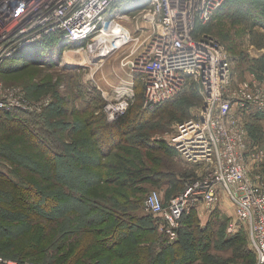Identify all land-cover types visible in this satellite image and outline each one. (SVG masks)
Instances as JSON below:
<instances>
[{
	"label": "rangeland",
	"instance_id": "obj_1",
	"mask_svg": "<svg viewBox=\"0 0 264 264\" xmlns=\"http://www.w3.org/2000/svg\"><path fill=\"white\" fill-rule=\"evenodd\" d=\"M248 1L252 3V0ZM254 6H259L264 10L262 5L256 4ZM228 9L227 7H222L220 12H216L215 18H212L207 24L200 25L198 23L197 32L213 36L225 48L232 64L234 82L236 84L248 80L252 88L264 89V28L258 26V29H253L251 26L252 19L246 14L233 18H229L227 15V17L217 19L218 15L223 16L228 12ZM33 50L34 46H31L26 53H30ZM126 61L127 51L125 49L107 58L96 59L90 57V59L85 60L84 67L75 65L81 62L80 59L76 58L71 63L69 61L62 64V57L60 56L57 69L48 67L41 70L30 66L21 68L19 71L10 74V76L2 77L0 75L1 91L9 89L18 98L23 93L22 96L29 101L25 110L6 109L1 112L3 123H0V184H5V181L9 180L20 184L27 183L29 186L32 185L33 189H35L34 186L37 183H42L41 186L44 184L46 187V185L49 186L52 183V174L49 173L51 172V167L57 166L61 170L59 172L61 181L64 179L66 183L72 182V186L76 189L83 186L88 180L84 178L85 176H82L85 174L81 175L80 171L68 176L67 173L71 166L76 165L82 168L85 165L90 166L91 163L97 160L98 162H105L111 157L106 152L108 150L111 155L114 152H119L123 155L126 153L131 159L137 160V162V155L145 157V153L149 154L144 149L137 148V150L127 147V141L130 142L129 139H132V134H129L128 137L126 135L114 143V140L118 139L119 136L109 130L103 131V133L98 131L100 140L103 139L111 147L106 151L103 149L104 157L101 155V151L97 153L91 152L85 136L86 134L92 135L94 129L97 128L95 125H100V120L94 115H101L105 99L107 98L113 99L118 95H129V106L126 110L127 114L125 113L127 120L134 122V125L138 128L133 133H140L148 144H153V140L157 137L170 136L172 129L177 124L199 117L202 107V96L198 86L194 83L186 86L173 99L163 102L152 109L144 108L140 76L130 71ZM35 85H37L36 89ZM119 92L121 93L117 95ZM0 98H3L2 93H0ZM41 100H47V106L42 105L43 102L39 106L37 103ZM5 111L14 112L11 118L13 119L15 116L13 125L8 123L9 121L5 122ZM250 111H253L263 119L249 115ZM25 115L29 117H25ZM31 116L35 119L34 124L31 120H28L32 119ZM241 118L244 122H247V137L254 141L248 140L251 143V147H257L261 151V156L258 158L261 166L250 168V175L254 179L257 178L263 181L264 113L252 108L248 110L247 114L242 112ZM25 120L29 121L30 124L25 122ZM38 121L40 125H36ZM55 122L58 125L60 124V126L54 124ZM59 128L60 133H58ZM41 131L49 138L47 141L41 137ZM90 131L91 133H89ZM52 136L61 141L58 143L54 141V144H52ZM40 139H43V142ZM43 145L51 147L53 151L56 150L57 154L53 155L52 151H49ZM100 148L98 147L97 149ZM177 165L176 168L181 172L183 166ZM258 165L255 163V165L251 166ZM183 170L188 171V169ZM198 170V173L202 174L203 170ZM191 173L192 171H190ZM162 187L163 185L145 184L140 188L139 184L117 192L116 189H112L113 186L112 188L110 186H102V191L93 193L90 200L106 201V205L99 204L105 212L97 208V213H95L94 209H91L87 213V216L91 215L89 221L86 220V217L81 216L83 213L81 210L83 209L82 204L79 205L77 203L74 212L72 211L74 202L59 201L60 205L66 204V207H59V214H57V209L56 214L53 215L57 219L54 225L51 224V228H44L42 222L36 218L34 222H29L28 229L25 230L27 221L23 220V224H19L16 222L15 216L6 215L4 210L2 211L4 218L0 217V221H5V224L8 223L7 225L13 226L15 229L19 227V229H22L21 233L23 235L31 229L29 226H34L38 229L29 232L33 237L28 246L23 247L22 257L14 253L17 250V245H10L4 248L6 251L0 252V259L4 261L23 259L25 262L35 264H101L100 261L109 258V264H117V262L120 264L121 258L117 256L120 259H116L115 252L122 249V247L126 251L131 249L134 246L132 239L137 234L132 235L128 244L121 243V245L120 243L117 244L116 236L125 234L126 240L130 237V229L128 227H131L132 233L136 230L135 233L139 231L138 240H142V244L144 243L146 229L154 233L150 237L148 245L150 246L152 257H161V264H256L255 256L249 246L245 225L242 224L241 226L239 223H235V230L231 233L227 232L228 223L233 221V217L229 219L232 212L229 210L231 206H228L229 203L226 201L218 202L211 207H206L199 201L189 205L185 213L195 212L197 219L190 221V223L193 225L192 227L198 226L201 229L202 233L195 235L202 239L200 243L204 246L207 245L199 252L187 249L180 259L175 260L168 245H171L176 240L169 237L165 220L160 216L150 215L143 209L142 200L151 191L160 192L164 203H166L171 194L161 191ZM92 188H94V192L97 190L94 185ZM29 189L30 187L27 190V197L34 200L33 204H30L29 214L35 208L37 213L42 210V212L45 211L47 214L49 212L53 214L55 212H53V207L60 206L54 205L56 201H52V199L43 201L39 198L37 200L34 195L35 190ZM47 192V190L44 191L45 194ZM8 193L10 194V191ZM87 200L90 201L88 198ZM133 216L138 220L137 222L134 218H131ZM112 218H116V221L118 219L119 223L121 222L120 228H117L118 230L114 237L103 232H98L95 235L94 231H97L98 228L112 224ZM12 220L14 222H11ZM178 227H181V225ZM15 229H9L8 232H13ZM178 229L180 231V228ZM183 229L184 231H181V234L185 235L186 238H190V232L186 228ZM210 232L211 238L206 243L204 235H208ZM18 237L16 236L15 240ZM99 239L104 241V250L98 242ZM3 240L9 241V243L14 241L8 236L3 237ZM224 241H229L230 244L225 246L223 245ZM140 247L147 249L145 244L140 245ZM163 247L167 249L161 251ZM247 250L253 256L245 253ZM119 252L123 253L122 250H119ZM23 255H28V257H23ZM0 264L5 263L0 262Z\"/></svg>",
	"mask_w": 264,
	"mask_h": 264
},
{
	"label": "built area",
	"instance_id": "obj_2",
	"mask_svg": "<svg viewBox=\"0 0 264 264\" xmlns=\"http://www.w3.org/2000/svg\"><path fill=\"white\" fill-rule=\"evenodd\" d=\"M226 1L0 0V70L6 61L33 54L37 44L58 36L62 64L76 58L81 62L75 65L84 67L90 57L107 58L125 49L126 64L140 76L146 109L173 99L190 83L197 85L202 96L199 117L177 124L170 136L155 141L165 142L179 159L203 172L167 203L160 192H149L143 209L162 217L169 237L176 240L189 205L199 201L215 206L223 195L234 209L227 232L235 230V223L244 224L256 264H264V180L250 175V168L261 166V151L251 147L241 118L252 108L264 113V89L252 88L248 80L236 84L225 48L196 29L198 23H209ZM31 46L34 50L26 53ZM1 90L0 85V112L27 109L23 93L18 98L9 89ZM128 97L105 99L107 123L126 113ZM46 101L37 104L47 106ZM255 163L259 165L251 166Z\"/></svg>",
	"mask_w": 264,
	"mask_h": 264
},
{
	"label": "trees",
	"instance_id": "obj_3",
	"mask_svg": "<svg viewBox=\"0 0 264 264\" xmlns=\"http://www.w3.org/2000/svg\"><path fill=\"white\" fill-rule=\"evenodd\" d=\"M256 4L262 5V7H264V0H252V3H250L248 0H227L225 4L221 6V8L222 7L229 8L228 12L225 13L223 16L218 15L217 19L227 17V15L229 16V18H233L246 14L249 15L252 19L251 26L253 27V29H258V26L264 28V10H262L261 7L259 6H254ZM220 9L218 10L219 12ZM248 11L250 12L248 13ZM215 16L216 15L213 16V19L215 18ZM259 30L262 31V29L260 28ZM58 40H59L58 36H53L50 39H46L45 41L37 44L36 50L33 54H30L28 56L17 57L15 59L6 61V64L0 70V75L2 77L10 76V74L19 71L21 68L30 67V66L36 67L37 69H41V70L47 69L48 67H53L54 69H57L58 58L60 60L59 48L57 46ZM36 87L37 85H35V89ZM1 112H0V123H3V120H1L2 117ZM13 113L14 112L5 111V115H4V120H6L5 122L9 121L8 123L12 125L15 123L14 122L15 116L13 117V119H11ZM126 114H124L118 121L112 124L106 122L104 112H102L101 115H94L95 117H97V119L100 120L99 121L100 125H95L97 126V128L95 127L96 129H94L92 135L86 134L85 136L86 142L89 144V148H91V152L94 151V153H97L98 151H101V155L104 157V154L102 152L103 149H105L106 151L111 147L109 146L108 143H105L103 139L100 140L98 131H101V133H103V131L109 130L111 132L113 131L114 133H116L117 134L116 136H119L118 139L114 140V143L117 140L118 141L121 140V138L125 137L126 135L128 137L129 134H132V139H129L130 142L127 141L126 144L127 147L131 149H137V148L144 149L147 152H149V154L145 153L144 155L145 157L137 155V159H138L137 162V160L131 159L129 155H127L126 153L125 155H123L122 153L114 152L111 155V152L109 153L108 150L106 152L108 155L110 154L111 157L105 162H98L97 160L96 162L91 163L90 166L85 165L82 168H79L76 165L74 166L70 165L71 167H69V171L67 173L68 176H71V174L72 175L76 174V171H80L81 175L85 174L82 176H85L84 178L88 180V182H90V183L86 182L83 184V186H80L79 188L76 189H74V186H72V182L66 183L64 179L63 181H61V176L59 175L60 174L59 172L61 170H59L57 166H53V167L50 166L52 169L51 172L49 173L52 174L51 175L52 183H50L49 186L46 185V187L44 184L43 186H41L42 183L40 184L37 183L36 186H34L35 189H33L32 185L29 186L27 183L20 184L9 180L5 181V184L3 183H2L3 185L0 184V193H1L0 214L2 213V211L5 210L6 215L15 216L16 222H18L19 224H23L22 223L23 220L27 221L28 223L26 225L25 230L28 229L29 222H34L36 218H38L42 222L44 228L45 227L51 228V226L54 225L57 219L56 217L53 216L56 214L57 209H58L57 214H59L60 212L59 207H66V204L63 206L60 205L59 201L62 202L66 200L68 201V203L74 202L73 203L74 209L72 210L74 212L76 210L75 208L77 203L79 205L82 204L83 209L81 210L83 213L81 216L84 218L86 217V220L89 221L91 215L87 216L88 215L87 213L90 212L91 209H94V212L97 213L96 212L97 208L102 210L99 204L102 205L107 204L106 201L99 202L97 199H95L96 201L90 200V198L93 196V193H98L102 191V186H110L111 188L113 186L112 189L113 190L116 189V191L119 192L118 190L129 189L139 184L141 188L145 184H149V185L152 184L154 186H158V185H162L164 181H168L170 183L169 191L170 193L173 194L169 197V199L175 194L182 192L184 190L186 181L193 178V177H191L190 179L187 178L191 176L190 170L186 172L185 170H183L184 169L183 168L181 172H179V170L176 168V165L178 164V162L175 159L177 157V154L173 148L169 147L167 144H164L165 142L155 141L154 139L153 144H148L147 141L140 135V133L139 134L136 132L133 133V131H136L135 129L138 128L134 125V122L127 120ZM249 115L263 119L253 111H250ZM25 117H29V116L25 115ZM28 120H31V122L34 124L35 119H33V117L32 119H28ZM25 122L29 123V121L26 120ZM64 122L66 121L64 120ZM246 123L247 122H245V126ZM37 124L40 125L39 121L36 123V125ZM54 124L57 123L55 122ZM58 126H60V124ZM58 133H60V128L58 130ZM89 133H91V131ZM41 134H42L41 137L44 140L47 141L49 139L47 138L46 134H44L42 131ZM51 138L53 139L52 144H54V141H57V143L61 141L60 139L55 138L53 136ZM43 139H40V141L43 142ZM249 140L252 141L251 138H249ZM101 145L103 146L100 148ZM43 146L49 151H52L53 155L57 154V151L56 150L53 151L51 147H48L47 145H43ZM98 147L100 149H97ZM186 178L188 180H185ZM92 184L97 189L95 192L93 191L94 188H92L93 186ZM28 187H30V189L35 190L34 195L35 197H37V200L39 198L40 200L43 201L45 200L48 201V199H52V201L53 200L56 201L54 205L57 204L60 206L57 207L52 206L53 212L55 211L53 214H50V212L49 214H47L45 211L42 212V210H39L37 213L36 208L31 210V213L29 214L28 210L30 209V204H33L34 200H32V198L27 197ZM46 190L48 192L45 194L44 191ZM9 191L10 194L8 193ZM14 192L16 193L13 194ZM87 198L90 201H88ZM77 199H79L78 200L79 202L77 201ZM105 199H107V197H105ZM128 199L130 200V198ZM117 203H121V202H117ZM122 214L125 216L124 213ZM131 218H134V216ZM18 219L19 221H17ZM194 219L196 220L197 217L195 215V212L193 211L188 214L184 213L180 218L179 225H181V227H178L180 228V231L179 229H177L178 239H176L175 242L171 243V245L170 244L168 245L169 249H171L170 252L174 256L173 258H175V260L180 259L185 254V251L187 249L197 250L198 252L201 251L202 248L203 247L205 248V246L207 245L206 243L209 240V238H211V232H210L208 235H204V239L206 240V243L204 244L206 245L204 246L202 243H200L202 239H199L195 234L197 233L201 234L202 233L200 231L201 229H199L198 226L192 227L193 225L190 223V221H193ZM103 220L106 221L105 219ZM134 220H136V222L138 221L136 218H134ZM112 221L114 223L112 222V224H109L102 228L100 227L98 228L97 231L95 230L94 231L95 235L98 234V232H103L106 233L107 235L111 234L112 235L111 237H114V234H116L118 230L117 228H120L121 222L119 223L118 219L116 221V218H112ZM11 222L14 221L12 220ZM7 224H5V221L3 222L0 221V229L6 228L5 235L4 234L0 235V252L3 253V251H6L4 250L5 247H9L10 245L12 246L17 245V250H15L14 253H16V255L18 256H21L23 247H27L28 244L30 243V240L33 237V235L29 232L32 230H37L38 228L34 226H29L31 229L23 235V233H21L22 229H19V227H16L15 229L13 228V226H9ZM8 228L15 229L16 232L15 231L8 232L9 230ZM183 228H186V230L190 232L189 236L191 239L186 238L185 235L181 234V231L182 232L184 231ZM128 229H130V235H129L130 237L127 238L126 240H125V234L124 235L122 234L121 236H116V239L118 240L117 244L120 243L121 245V243L128 244V241L129 239L132 238V235L137 234L136 237L132 239V243L134 246L131 247V249H128L126 251L125 248L122 247V249L119 250L120 251L122 250L123 253L119 252V250L115 252L116 259L121 258L120 264H124V261L125 264H161L160 262L161 257L158 256L152 257L150 246L148 245V241L154 233L146 229L147 231L145 233V238L143 240L144 243L142 244L141 243L142 240L141 241L138 240L139 238L138 234H140L139 231L138 233H135L137 231L136 230L134 233H132L131 231L132 228L128 227ZM6 236L11 237V240L14 239V241L10 242L11 243L10 244L9 241L3 240V237ZM16 236L19 237L16 238L15 240ZM98 242L101 248L104 250L103 247L104 241L99 239ZM144 244L147 245V249L145 247H140V245H144ZM229 244H230L229 241H224L223 243V245L225 246ZM164 249L166 250L167 248L163 247L161 251H164ZM245 253H248V255L253 256L248 250ZM25 256L28 257V255ZM25 256L23 255V257ZM117 256H120V258ZM13 260L18 264H23L25 262V260L23 259H13ZM109 262H110L109 258H105L102 261H100L101 264H109ZM117 264H119V262H117Z\"/></svg>",
	"mask_w": 264,
	"mask_h": 264
},
{
	"label": "crops",
	"instance_id": "obj_4",
	"mask_svg": "<svg viewBox=\"0 0 264 264\" xmlns=\"http://www.w3.org/2000/svg\"><path fill=\"white\" fill-rule=\"evenodd\" d=\"M164 144H166V143H164ZM176 159V161L178 162V164H180L181 166H183V168L184 169H188V170H190V171H192V173L190 174L191 176L190 177H187L188 179H190L191 177H194V176H196V175H200V173H198L199 172V170L198 169H202L201 167H199V166H195V165H192V164H187V163H185V162H183V161H180L179 160V156L177 155V157L175 158ZM203 170V169H202ZM185 179V180H188V179ZM189 181V180H188ZM188 181H186V183L188 182ZM181 182H183V181H181ZM162 185H163V187L161 188L162 190L161 191H163V192H166V193H168L169 195L171 194V195H173L172 193H170V191H169V189H170V183L168 182V181H164L163 183H162ZM170 195V196H171ZM169 200V199H168ZM168 200L166 201V203L168 202ZM222 201H226V202H228L229 204H228V206H231V209H229V210H231V212H232V215L229 217V215H228V217H229V219H231V217H233L234 218V209H233V206L231 205V203L225 198V196H223V195H221V197H220V201H219V203H221ZM3 214L1 213L0 214V216H2ZM2 230H0V235L1 234H4L5 235V233H6V228H1ZM254 259H255V257H254ZM11 261V260H10ZM12 262H14V261H12ZM255 263H256V259H255Z\"/></svg>",
	"mask_w": 264,
	"mask_h": 264
},
{
	"label": "bare ground",
	"instance_id": "obj_5",
	"mask_svg": "<svg viewBox=\"0 0 264 264\" xmlns=\"http://www.w3.org/2000/svg\"><path fill=\"white\" fill-rule=\"evenodd\" d=\"M129 89H130V87H129Z\"/></svg>",
	"mask_w": 264,
	"mask_h": 264
}]
</instances>
